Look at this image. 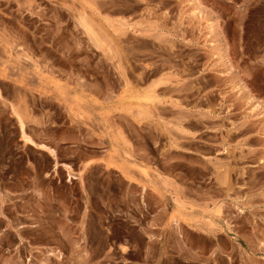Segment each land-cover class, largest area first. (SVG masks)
Here are the masks:
<instances>
[{
  "label": "rangeland",
  "instance_id": "rangeland-1",
  "mask_svg": "<svg viewBox=\"0 0 264 264\" xmlns=\"http://www.w3.org/2000/svg\"><path fill=\"white\" fill-rule=\"evenodd\" d=\"M242 93L264 105V0H0V264H264V117ZM226 131L254 136L223 152ZM208 234L222 249L190 248Z\"/></svg>",
  "mask_w": 264,
  "mask_h": 264
},
{
  "label": "crops",
  "instance_id": "crops-1",
  "mask_svg": "<svg viewBox=\"0 0 264 264\" xmlns=\"http://www.w3.org/2000/svg\"><path fill=\"white\" fill-rule=\"evenodd\" d=\"M222 45V47L219 49L220 50V52L218 53V54H216L215 55V52H214V54H212V56L214 57V56H216V57H214V59H212L211 61L212 62H214V64L212 65V67H211V70H213V71H215L216 72V74H218V76H217V78L218 79H220L221 80V83H220V85L218 86L219 88H217V90L218 89H223L222 88V86L224 87V85L227 83V82H229V80L231 79V78H233V77H237V74L235 73V69H234V71H231V69L228 67V64H230V63H232L231 62V57L226 53V47H225V45L224 44H221ZM218 51V50H217ZM229 62V63H228ZM233 65V64H232ZM233 67H234V65H233ZM229 68V69H228ZM219 92H220V90H218ZM245 94V95H244ZM244 99V100H243ZM247 103V95H246V93H242V101H239L238 103H235L236 105V108H238V109H241L242 108V105H244V106H247V105H245ZM247 108V107H246ZM259 119V118H258ZM261 122V127H260V129L261 130H264V120H258V124ZM263 122V123H262ZM256 128H257V126H256ZM229 129V128H228ZM259 129V128H258ZM240 131H241V129H240ZM252 136H254V133H252V134H248V133H246V134H243V133H241V134H239L238 136H236V135H233L232 136V138H230V135L228 136V134H227V131H226V134H222V135H219V136H217L218 138V140L220 141V142H222L223 144H220L221 146V148L222 147H224V150H223V152L225 151V148H227V147H225L224 145V143H229V141H231V140H233V141H236V140H238V143L239 142H242L243 141V139H245V138H250V137H252ZM259 136V135H258ZM261 136H263V135H261ZM31 139V138H30ZM213 139L216 141V136L214 137L213 136ZM32 140V139H31ZM33 141V140H32ZM261 143H263L264 142V139H260L259 140ZM30 144V143H29ZM32 144V143H31ZM213 145H217L218 143H212ZM39 145H43V147H39ZM37 146L38 147H36V148H39V149H41L50 159H52V160H55V162H53L54 164H53V167H54V169H59V170H61V171H64V173H65V175H66V177H69L70 179H69V181H71L73 178H76V176L74 175L75 174V172L73 171V169L71 168V165H69V164H66V163H63V162H56V157L52 154V153H50L49 151H47L46 149H43V148H48L51 152H54V149L53 148H51V147H47L46 145H44V144H37ZM46 146V147H45ZM249 148H252V147H256V146H254V145H250V144H248L247 145ZM256 148H258V147H256ZM262 152V151H261ZM84 162H86V163H88V164H90V163H92V160H85ZM69 170H68V169ZM71 170V171H70ZM67 181V180H66ZM223 186V185H222ZM49 201L50 202H53L54 204H56V205H59L60 204V202L61 201H59V200H57V199H49ZM1 215H2V218H4V221L6 222V224H9V225H11V223H12V221H13V217L12 216H7V214H6V212H4V213H1ZM0 215V216H1ZM8 227H7V225H6V227H4V229L6 230ZM203 240H204V243H205V245H206V247H202V248H196V247H194V246H191L190 248L191 249H198L197 250V252H203V253H205V255L206 256H208V255H210V253H213V252H217L218 250H220V249H222V239L220 238V237H216V236H214V235H207V236H204L203 237ZM231 240V239H230ZM49 253H51V252H49ZM53 253V252H52ZM56 253V252H55ZM47 255V257H49L50 255H48V253L46 254ZM51 256H54V255H51ZM45 264V263H44Z\"/></svg>",
  "mask_w": 264,
  "mask_h": 264
},
{
  "label": "bare ground",
  "instance_id": "bare-ground-1",
  "mask_svg": "<svg viewBox=\"0 0 264 264\" xmlns=\"http://www.w3.org/2000/svg\"><path fill=\"white\" fill-rule=\"evenodd\" d=\"M196 1V0H195ZM119 2V1H118ZM121 2V1H120ZM136 2V1H135ZM142 2H144V1H142ZM103 3V2H102ZM118 7V6H117ZM131 8V7H130ZM108 9V8H107ZM96 10V9H95ZM123 11V10H122ZM117 12V11H116ZM85 19H83V22H85L84 24H86L87 23V21H84ZM87 20V19H86ZM159 28H161V27H159ZM211 28V27H210ZM147 29V28H146ZM148 35H150V34H148ZM161 36V35H160ZM154 37V36H153ZM156 37V36H155ZM159 37V36H158ZM119 40V39H118ZM159 40V39H158ZM123 41V40H122ZM146 42V41H145ZM160 42V41H159ZM130 44V43H129ZM148 44V43H147ZM16 53V52H15ZM229 63V62H228ZM231 64H228V67L231 69ZM147 68V67H146ZM228 68V69H229ZM125 81V80H124ZM159 81H160V79H159ZM125 83H127V82H125ZM246 91V90H245ZM247 92V91H246ZM249 93V92H248ZM248 93H246V95H247V99H249V102L252 104V106L253 107H255L256 108V110L258 111V113L261 115V117H264V105L263 104H261L258 100H255L252 96H249L248 95ZM245 95V94H244ZM144 100V99H143ZM145 100H147V99H145ZM144 100V101H145ZM158 101V100H157ZM249 104V103H248ZM250 104V105H251ZM160 110V109H159ZM178 110V109H177ZM177 110H175V112L177 111ZM154 111V110H153ZM182 111V110H181ZM181 111H179L180 113L179 114H184L185 112H182L181 113ZM164 113V112H163ZM190 113V112H189ZM211 113V112H210ZM183 114L182 115H177L178 117L179 116H183ZM187 113H185L184 115H186ZM257 114V113H256ZM258 115V114H257ZM187 116V115H186ZM185 116V117H186ZM184 117V116H183ZM184 117V118H185ZM183 119V118H182ZM263 119V118H262ZM231 124V123H230ZM245 124V123H244ZM236 132V131H235ZM264 133V132H263ZM260 134V133H259ZM26 135V134H25ZM23 136V134H22V136H23V138L27 141V143H32V144H34V142L30 139V137L28 138L27 137V135L26 136ZM186 143V142H185ZM264 143V142H263ZM182 144V143H181ZM188 144V143H187ZM257 145V144H256ZM39 147H43V145H39ZM46 147V146H45ZM260 148V147H259ZM48 149V148H47ZM207 149V148H206ZM264 149V148H263ZM264 151V150H263ZM252 152V151H251ZM51 153V152H50ZM228 153V152H227ZM249 154H250V151H249ZM247 157V156H246ZM243 158V157H242ZM245 158V157H244ZM243 158V159H244ZM260 160V159H259ZM246 161V160H245ZM263 161V160H262ZM262 161L260 160L259 161V163H262ZM212 163V162H211ZM212 165L216 168L215 170V172L217 173H215L216 175H217V177H216V179H218L217 181H218V183H219V185H224V186H226V188H228V187H230L231 186V184H232V182H230V180H229V173H230V168L229 167H227L226 165H220L219 163H217L216 161L214 162V163H212ZM257 166V165H256ZM263 166V165H262ZM68 169V168H67ZM207 170H208V168H207ZM258 171V170H257ZM264 172V171H263ZM256 173V172H255ZM244 178V177H243ZM236 180V179H235ZM234 182V181H233ZM231 183V184H230ZM222 190V189H221ZM189 192V191H188ZM191 192V191H190ZM218 193V192H217ZM239 196H240V194H239ZM213 201V200H212ZM211 201V202H212ZM224 221V220H223ZM228 221V220H227ZM227 225V224H226ZM225 228H227V227H225ZM225 228H223L224 230H225ZM230 231V230H229ZM231 233V232H230ZM180 249V248H179ZM54 255L55 257H57L58 259L59 258H61V257H59L58 255H57V253H55V252H51V253H48V255ZM46 257H47V255H46ZM44 259V258H43ZM42 260V259H41ZM40 264H44V260H42V261H40Z\"/></svg>",
  "mask_w": 264,
  "mask_h": 264
},
{
  "label": "built area",
  "instance_id": "built-area-1",
  "mask_svg": "<svg viewBox=\"0 0 264 264\" xmlns=\"http://www.w3.org/2000/svg\"><path fill=\"white\" fill-rule=\"evenodd\" d=\"M30 264H34L33 262H30Z\"/></svg>",
  "mask_w": 264,
  "mask_h": 264
}]
</instances>
